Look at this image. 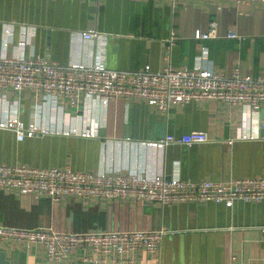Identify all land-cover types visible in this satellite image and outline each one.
I'll return each instance as SVG.
<instances>
[{
    "label": "crops",
    "instance_id": "0c3cea01",
    "mask_svg": "<svg viewBox=\"0 0 264 264\" xmlns=\"http://www.w3.org/2000/svg\"><path fill=\"white\" fill-rule=\"evenodd\" d=\"M7 24L13 28L12 46L21 27L33 31L27 36L25 54L59 65L90 63L102 53L110 69L135 71L149 65L157 71L167 65L193 67L205 53L202 66L226 75L235 68L253 76L264 72V6L258 3L0 0V54L16 49L1 46ZM88 28L96 29L99 37L82 40L80 33ZM212 28L216 38L193 37L195 31ZM228 33L235 37H226ZM2 95L8 103H17L23 123L51 126L49 115L55 113L39 95L30 90L19 95L2 90L0 98ZM59 105L68 116L65 119L57 112L56 129L94 128L96 136L53 132L17 141L12 131L0 129V163L93 172L134 171L147 177L163 174L190 181L264 175V128L252 124L240 106L191 101L162 111L139 98H116L105 111L83 102L73 108L64 99ZM0 117L4 118L3 114ZM258 118L264 120V108ZM191 131L205 132L207 142L170 144L163 149L147 144ZM243 133L253 138H236ZM0 225L68 232L165 228L170 232L159 250L149 256L141 254L142 262L264 264V201L235 202L227 207L214 202L161 206L65 198L53 204L48 200L33 202L17 191H0ZM0 251L5 252L9 264H46L38 246L0 244Z\"/></svg>",
    "mask_w": 264,
    "mask_h": 264
},
{
    "label": "built area",
    "instance_id": "2783aa9c",
    "mask_svg": "<svg viewBox=\"0 0 264 264\" xmlns=\"http://www.w3.org/2000/svg\"><path fill=\"white\" fill-rule=\"evenodd\" d=\"M156 1L166 4L175 2ZM232 1L239 5L258 3L264 6V0ZM3 34L1 46L7 50L12 46L11 24L6 25ZM99 34L96 29L88 28L80 33V38L92 41ZM28 35L31 37L33 31L21 27L18 41L12 46L16 49L10 54H0V91L10 90L19 95L23 90H30L39 95L43 103H48L55 114L49 115V127L34 121L25 124L19 117L17 103H8L2 95L0 115L3 114L4 118L0 117V129L12 131L17 141L53 132L95 137L94 128L79 131L73 127L56 129L58 126L54 123L57 112L65 119L68 116L59 107L60 99L73 108L83 102L91 103L94 108L98 105L102 111L116 98H139L162 111L191 101H219L242 107L252 124L264 128V120L258 118L259 111L264 108V72L253 76L235 68L226 75L202 66V59H206L205 53L193 67L174 68L167 65L157 71L151 70L149 65L135 71L110 69L105 65L102 53L90 63L72 61L67 65H59L45 57L27 56L23 49L28 46ZM193 37L205 40L216 38L217 35L212 28L206 32L195 31ZM226 37L234 38L235 35L228 33ZM236 138L251 139L253 136L243 133ZM207 140L205 132L191 131L180 136L166 135L147 144L163 149L170 144L191 145ZM0 191H17L18 194L28 195L33 202L48 200L53 204L73 198L100 204L133 201L163 206L214 202L232 207L235 202L264 201V175L229 181H190L163 174L147 177L134 171L93 172L69 167L44 168L24 163H0ZM169 232L165 228L68 232L52 227L0 225V244L38 246L44 252L46 264H151L142 262L141 254L149 256L159 250L163 238Z\"/></svg>",
    "mask_w": 264,
    "mask_h": 264
},
{
    "label": "water",
    "instance_id": "95a60500",
    "mask_svg": "<svg viewBox=\"0 0 264 264\" xmlns=\"http://www.w3.org/2000/svg\"><path fill=\"white\" fill-rule=\"evenodd\" d=\"M5 256V252L0 251V264H9V261L5 258Z\"/></svg>",
    "mask_w": 264,
    "mask_h": 264
},
{
    "label": "rangeland",
    "instance_id": "374dc122",
    "mask_svg": "<svg viewBox=\"0 0 264 264\" xmlns=\"http://www.w3.org/2000/svg\"><path fill=\"white\" fill-rule=\"evenodd\" d=\"M105 230H111V229H105ZM112 230H115V229H112Z\"/></svg>",
    "mask_w": 264,
    "mask_h": 264
}]
</instances>
